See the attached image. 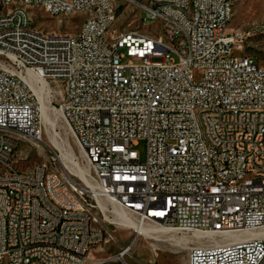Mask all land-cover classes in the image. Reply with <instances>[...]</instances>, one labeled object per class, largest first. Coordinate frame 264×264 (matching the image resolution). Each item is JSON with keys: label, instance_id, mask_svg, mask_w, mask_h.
<instances>
[{"label": "built area", "instance_id": "obj_1", "mask_svg": "<svg viewBox=\"0 0 264 264\" xmlns=\"http://www.w3.org/2000/svg\"><path fill=\"white\" fill-rule=\"evenodd\" d=\"M27 1L70 20L99 6L100 21L79 39L42 41L25 15H1L0 0V264L122 263L138 236L92 256L112 240L108 225H120L116 208L142 225L200 234L187 264H264V64L245 51L250 33L229 30L237 0ZM119 11L138 26L119 30ZM30 76L87 158L88 183L59 165V150L18 167L23 144H46ZM248 167L257 179L245 180Z\"/></svg>", "mask_w": 264, "mask_h": 264}, {"label": "rangeland", "instance_id": "obj_2", "mask_svg": "<svg viewBox=\"0 0 264 264\" xmlns=\"http://www.w3.org/2000/svg\"><path fill=\"white\" fill-rule=\"evenodd\" d=\"M29 11L35 28L52 33L77 34L81 23L86 18L85 15H78L76 17L73 16L72 20L69 18L61 21V18H52L36 6L35 8L34 6L31 7ZM127 13L118 12L117 26L119 30L138 26L134 15L129 16ZM146 29L149 30L151 28L146 27ZM234 29L250 33L246 41L245 51L255 57L261 64H264V0H237L233 18L229 24V30ZM172 57L175 61H178L177 56L172 55ZM50 107L52 108L51 126L48 129L51 131L47 130L46 132V144L42 147V150L33 145L23 144L15 154V159L19 160L18 167L24 170L36 164L44 163L48 157H51L54 152L59 150L58 162L64 170H66L64 159L67 156L74 166L80 168L88 176L90 164L87 158L78 146L60 109L51 104ZM41 120L43 123L42 116ZM134 149L139 152L141 161H144L147 154L146 141H139ZM129 216L135 220L133 216ZM108 228L112 234V240L104 246L102 251L100 249L93 251L92 256L107 257L110 254H115L118 251V246L131 244L135 237L138 236L132 246V257L130 258V255L127 256L129 264H187L188 248L191 245L203 242L196 239L185 241L181 238H186L188 234H177L174 232L161 236L153 234L149 237H144L136 234L135 229L121 224L108 225Z\"/></svg>", "mask_w": 264, "mask_h": 264}, {"label": "bare ground", "instance_id": "obj_3", "mask_svg": "<svg viewBox=\"0 0 264 264\" xmlns=\"http://www.w3.org/2000/svg\"><path fill=\"white\" fill-rule=\"evenodd\" d=\"M14 6V7H11ZM34 4L31 1L27 0H8V4H3L1 8V15H10L18 16V14L25 15L27 22H33L31 13L29 9L33 7ZM36 7L42 9L46 14L50 15V8L47 5H36ZM118 7V0H109V8ZM153 8H163V1H153ZM188 13H195V6H188ZM78 15H85V19L81 23L80 30L77 34H63V33H52L45 32L34 28V35L42 38V41H59L63 34V40H71V39H79L80 36H83L86 32L87 26L92 24L93 22L100 21L99 14V6H91L90 8H77L76 12L72 14V17H76ZM61 21L64 19H69L70 15H60ZM7 33H14V26H7ZM238 33H245L241 30H238ZM6 34V24H0V36ZM227 57L228 59H235L237 57V41L229 42V49H227ZM256 59L255 57H253ZM31 84L30 87L38 99L39 109L43 119V124L45 126V131L47 132L49 126H51V110L49 104V97L47 92L44 89V85L41 81L37 79H33L30 76ZM219 129H226V122H219ZM196 130H203V123H196ZM51 131V130H50ZM60 147V145H59ZM63 158V157H62ZM69 157L65 156L64 167L71 176L79 178L84 182H89V179L84 174V172L74 166L68 159ZM258 178V169L257 167H248L245 168V180H252ZM235 185H243V178H235ZM114 215L117 217L119 224L125 227H131L135 229L136 234L142 235L144 237H149L150 235H165L171 234L173 231L165 228L161 225L154 224H140L135 220L131 219L127 212H124L118 208L114 209ZM201 237L197 232L193 234H188V236L183 237L181 239L185 241H189L192 239L198 240ZM130 255V252H122V263L114 262V261H105V263L100 264H129L127 260V256ZM35 264H53V262H44V261H36ZM56 264H64V262H57ZM67 264H76V263H67Z\"/></svg>", "mask_w": 264, "mask_h": 264}]
</instances>
